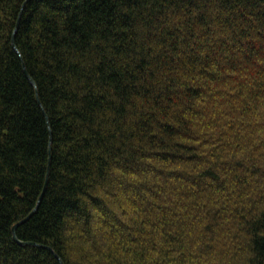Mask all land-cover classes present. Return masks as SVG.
<instances>
[{
  "label": "trees",
  "instance_id": "16d2710c",
  "mask_svg": "<svg viewBox=\"0 0 264 264\" xmlns=\"http://www.w3.org/2000/svg\"><path fill=\"white\" fill-rule=\"evenodd\" d=\"M0 264H264V0H0Z\"/></svg>",
  "mask_w": 264,
  "mask_h": 264
},
{
  "label": "water",
  "instance_id": "95a60500",
  "mask_svg": "<svg viewBox=\"0 0 264 264\" xmlns=\"http://www.w3.org/2000/svg\"><path fill=\"white\" fill-rule=\"evenodd\" d=\"M12 46L15 48V46H14V44H13V41H12ZM24 73H25L26 78L29 80V82H30L32 85H34L32 79L28 76V74L25 72V70H24ZM15 227H16V226H14L13 229H12V230H13V233H14V229H15Z\"/></svg>",
  "mask_w": 264,
  "mask_h": 264
}]
</instances>
